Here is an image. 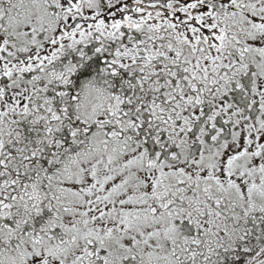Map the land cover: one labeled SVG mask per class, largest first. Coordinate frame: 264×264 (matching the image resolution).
I'll return each instance as SVG.
<instances>
[{
  "label": "snow or ice",
  "instance_id": "snow-or-ice-1",
  "mask_svg": "<svg viewBox=\"0 0 264 264\" xmlns=\"http://www.w3.org/2000/svg\"><path fill=\"white\" fill-rule=\"evenodd\" d=\"M0 264H264V0H0Z\"/></svg>",
  "mask_w": 264,
  "mask_h": 264
}]
</instances>
